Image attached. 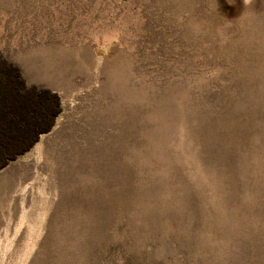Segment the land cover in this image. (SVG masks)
<instances>
[{"label":"rangeland","instance_id":"obj_1","mask_svg":"<svg viewBox=\"0 0 264 264\" xmlns=\"http://www.w3.org/2000/svg\"><path fill=\"white\" fill-rule=\"evenodd\" d=\"M0 264H264V0H0Z\"/></svg>","mask_w":264,"mask_h":264}]
</instances>
